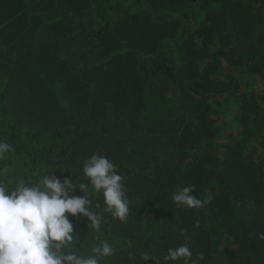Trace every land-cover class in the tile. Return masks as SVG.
<instances>
[{
    "label": "trees",
    "instance_id": "16d2710c",
    "mask_svg": "<svg viewBox=\"0 0 264 264\" xmlns=\"http://www.w3.org/2000/svg\"><path fill=\"white\" fill-rule=\"evenodd\" d=\"M0 140L9 183H87L94 153L118 166L126 221L65 213L80 254L99 237L102 264L181 244L264 264V0H0ZM185 186L202 207L174 204Z\"/></svg>",
    "mask_w": 264,
    "mask_h": 264
},
{
    "label": "clouds",
    "instance_id": "9594fccd",
    "mask_svg": "<svg viewBox=\"0 0 264 264\" xmlns=\"http://www.w3.org/2000/svg\"><path fill=\"white\" fill-rule=\"evenodd\" d=\"M12 151L11 144L0 140V160ZM117 168L106 156L94 153L82 164L87 183L75 184L67 178L61 183L48 171L34 182L0 180V264H102L104 258L112 257L113 244L99 237L87 253L74 250L77 245L73 226L65 213L87 216L96 233L101 230L104 213L126 221L130 202L124 177L118 174ZM8 171L0 169V176ZM76 187L84 190L85 195L70 197L68 193ZM90 191L102 197L103 207L98 202L94 204ZM193 191V186L178 187L171 199L177 207H202L204 202L193 195ZM192 256L187 244L168 248L162 257L145 253V259L151 258L155 264L181 259L184 264H198L204 259L203 253L195 260Z\"/></svg>",
    "mask_w": 264,
    "mask_h": 264
}]
</instances>
